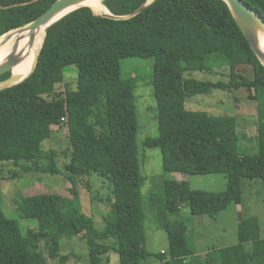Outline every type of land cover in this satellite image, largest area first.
Segmentation results:
<instances>
[{
	"label": "trees",
	"instance_id": "obj_1",
	"mask_svg": "<svg viewBox=\"0 0 264 264\" xmlns=\"http://www.w3.org/2000/svg\"><path fill=\"white\" fill-rule=\"evenodd\" d=\"M55 1L0 0V38L34 21ZM242 1L264 17V0ZM145 2L101 0L113 18L95 15L88 7L65 15L40 34L33 72L0 91V163L11 166L9 178L60 175L80 181L95 174L109 183L107 198H100L89 183L86 191L91 201L107 204L111 212L103 217V230H97L92 217L82 212L75 189L69 195L22 197L16 202L17 220L8 218L0 204V264H47L42 244L48 258L65 264L67 257L59 255L61 237L83 239L88 264H110L111 250L119 264H145L149 259L161 264H264L257 217L239 222L237 244L204 254H196L179 219L184 203L192 216L211 219L230 204L239 206L241 178L261 180L264 211V67L223 0H153L126 17ZM20 47L21 40L13 41L4 54L17 55ZM126 58L152 60L159 134L143 144L160 149L163 171L226 176L220 192L192 190L187 181L161 182L155 218L168 248L159 253L145 248L135 78L120 75V61ZM68 67L76 71V89L57 97L55 86L64 82ZM196 73L218 80H198ZM9 76L0 75V82ZM240 89L256 103L258 152L252 156L237 151L233 117L208 116L184 106L189 96ZM60 126L67 130L66 151L44 152L42 142ZM60 157L67 161L63 170L57 165ZM25 219L36 220L38 228L23 227L20 221Z\"/></svg>",
	"mask_w": 264,
	"mask_h": 264
},
{
	"label": "rangeland",
	"instance_id": "obj_2",
	"mask_svg": "<svg viewBox=\"0 0 264 264\" xmlns=\"http://www.w3.org/2000/svg\"><path fill=\"white\" fill-rule=\"evenodd\" d=\"M101 9L97 15L106 14ZM95 14V13H94ZM152 60L145 58H126L120 61L122 79H134L133 94L136 101L138 131L135 139L142 184V203L145 213L146 241L145 248L149 252L167 251L168 242L163 230L157 227L155 208L156 196L161 194L160 184L163 180H180L181 175L192 190L220 192L225 189L226 176L222 173L212 175L189 176L180 173H166L162 169V153L158 148H148L143 142L146 138H157L159 134L156 118V101L151 85ZM198 80L217 81L218 78L204 73L193 76ZM77 74L73 67L64 71V82L55 86L57 96L67 91H75ZM58 97V96H57ZM185 109L192 112H203L208 116H231L235 120L236 148L242 156H252L258 152L256 103L247 98L242 89L233 92L216 90L210 95L197 94L189 96L184 102ZM68 147L67 130L64 126L53 129L50 137L45 139L41 148L44 152L52 150L58 155ZM66 159L58 158L57 165L63 170ZM0 163V204L4 214L17 220L16 202L22 197L33 194L57 193L69 195L70 189L78 193L82 212L92 217L95 228L103 230V217H111L107 204L97 199L91 201L85 184L92 185V191L98 192L100 198H107L109 183L93 174L88 178L69 180L63 176L22 175L9 178L10 165ZM81 182V183H80ZM241 204H230L215 219L208 216H192L187 203L181 207L179 219L188 228L196 254H203L210 249H220L237 244V226L241 220L255 216L259 220L260 234L264 237V211L262 206V182L259 179H240ZM150 197V198H149ZM153 200H150L152 199ZM21 225L29 229H37L36 220H21ZM59 255L66 256L65 264H88V253L83 239L79 237H61L58 240ZM47 258V264H59V259L48 258L43 244L40 246ZM110 264H119L118 254L111 250ZM145 264H161L149 259Z\"/></svg>",
	"mask_w": 264,
	"mask_h": 264
},
{
	"label": "water",
	"instance_id": "obj_3",
	"mask_svg": "<svg viewBox=\"0 0 264 264\" xmlns=\"http://www.w3.org/2000/svg\"><path fill=\"white\" fill-rule=\"evenodd\" d=\"M35 1H37V0H35ZM80 1H83V0H56L53 4H51V6L46 11H44L34 21H32L28 25L21 27L19 29H16V30H21V29L27 28L31 32L30 43H32L34 33L36 31H38L40 28H42L48 24L49 25L47 27H49L53 23L57 22L59 19L62 18L61 17L58 20L52 22V19L57 14H59V13L65 11L66 9L74 6L75 4L79 3ZM223 1L228 5V8H229L233 18L235 19L236 23L238 24L241 32L243 33L245 39L247 40V42H248L251 50L253 51L254 55L256 56V58L258 59L260 64L264 67V49L262 48V43L264 42V17H262L257 11L250 8L242 0H223ZM33 2L34 1L26 2V3H23V5L30 4ZM152 2H153V0L151 2L146 0L144 5H142L138 10L134 11L133 13H131L129 16H126V17L135 16L140 11H142L144 8L149 6ZM76 9H79V8H76ZM76 9H74V10H76ZM74 10H72V11H74ZM72 11H70V12H72ZM69 13H67V14H69ZM95 15H97V14H95ZM99 16L113 18V16L110 13L104 14V15H99ZM118 19H120V18H118ZM7 34H5V35H7ZM5 35H3V36H5ZM39 52H40V50H39ZM39 52L35 55V57L33 59L32 69H31L30 73L25 78H23L22 80H19L20 78L14 77L11 75L12 69L20 61V57L19 56H12V55H7L6 57H4V59L0 62V75L4 74L6 72H10V76L7 79L0 82V91L7 89V88H10V87H13V86L19 84L20 82H22L23 80H25L33 72V70L36 66V63L38 61Z\"/></svg>",
	"mask_w": 264,
	"mask_h": 264
},
{
	"label": "bare ground",
	"instance_id": "obj_4",
	"mask_svg": "<svg viewBox=\"0 0 264 264\" xmlns=\"http://www.w3.org/2000/svg\"><path fill=\"white\" fill-rule=\"evenodd\" d=\"M152 1V0H148ZM82 8V7H88L90 8L93 13L98 14L100 13V10L104 8L101 6V0H83L79 3L75 4L74 6L66 9L65 11L57 14L53 19V21L58 20L59 18L63 17L70 11L76 9V8ZM109 13V12H108ZM104 15V14H102ZM49 25V24H48ZM48 25L40 28L38 31L34 33L33 41L30 43V35L31 32L27 29H21V30H15L7 35L0 38V62L4 59V57L7 56V54H4L5 51L10 47L11 43L13 41L21 40V47L18 51V54H9L12 56H19L20 61L17 63V65L12 69L11 75L14 77L20 78L19 80H22L25 78L32 69L33 59L35 55L40 50V34L42 31L46 30ZM45 32V31H44ZM43 42V41H42ZM42 47V46H41ZM262 48L264 49V42L262 43Z\"/></svg>",
	"mask_w": 264,
	"mask_h": 264
},
{
	"label": "crops",
	"instance_id": "obj_5",
	"mask_svg": "<svg viewBox=\"0 0 264 264\" xmlns=\"http://www.w3.org/2000/svg\"><path fill=\"white\" fill-rule=\"evenodd\" d=\"M178 181H185V179H184V177L181 175V177H180V180H178ZM163 251V250H162ZM162 251H160V252H162ZM204 254V253H203Z\"/></svg>",
	"mask_w": 264,
	"mask_h": 264
},
{
	"label": "built area",
	"instance_id": "obj_6",
	"mask_svg": "<svg viewBox=\"0 0 264 264\" xmlns=\"http://www.w3.org/2000/svg\"><path fill=\"white\" fill-rule=\"evenodd\" d=\"M62 121H64V119H62Z\"/></svg>",
	"mask_w": 264,
	"mask_h": 264
}]
</instances>
